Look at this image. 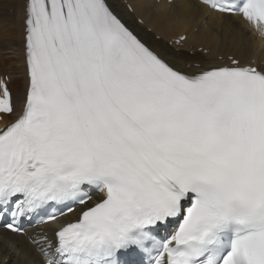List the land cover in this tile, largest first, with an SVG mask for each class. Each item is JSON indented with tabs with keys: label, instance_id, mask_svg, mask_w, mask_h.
Returning a JSON list of instances; mask_svg holds the SVG:
<instances>
[{
	"label": "snow or ice",
	"instance_id": "snow-or-ice-1",
	"mask_svg": "<svg viewBox=\"0 0 264 264\" xmlns=\"http://www.w3.org/2000/svg\"><path fill=\"white\" fill-rule=\"evenodd\" d=\"M18 2L0 224L41 264H264V63L170 59L113 0ZM202 3L264 37V0Z\"/></svg>",
	"mask_w": 264,
	"mask_h": 264
},
{
	"label": "bare ground",
	"instance_id": "bare-ground-1",
	"mask_svg": "<svg viewBox=\"0 0 264 264\" xmlns=\"http://www.w3.org/2000/svg\"><path fill=\"white\" fill-rule=\"evenodd\" d=\"M113 3L126 24L154 49L167 53L170 59L201 66L227 62L230 56L242 63L252 59L264 63V37L236 17L221 18L198 0H174L172 3L167 0H113ZM182 35L185 40L177 43ZM12 66L17 75H12L15 73ZM5 73L11 76L9 88L16 107L22 102L26 83L18 0H0V74ZM4 123L1 122L0 127ZM41 260L23 236L0 230V264H41Z\"/></svg>",
	"mask_w": 264,
	"mask_h": 264
},
{
	"label": "rangeland",
	"instance_id": "rangeland-1",
	"mask_svg": "<svg viewBox=\"0 0 264 264\" xmlns=\"http://www.w3.org/2000/svg\"><path fill=\"white\" fill-rule=\"evenodd\" d=\"M199 49V48H198ZM199 50H201V49H199ZM7 67H9V64L8 65H6ZM12 68H13V72H15V73H13L12 75H17V73H16V70H15V67L14 66H12ZM8 73H9V71H7ZM7 73V74H8ZM16 97H18V95H16Z\"/></svg>",
	"mask_w": 264,
	"mask_h": 264
}]
</instances>
